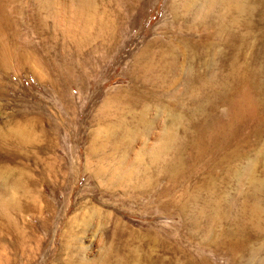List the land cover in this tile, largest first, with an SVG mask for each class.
Returning a JSON list of instances; mask_svg holds the SVG:
<instances>
[{"label":"rangeland","instance_id":"rangeland-1","mask_svg":"<svg viewBox=\"0 0 264 264\" xmlns=\"http://www.w3.org/2000/svg\"><path fill=\"white\" fill-rule=\"evenodd\" d=\"M240 4L0 0V264H264V0Z\"/></svg>","mask_w":264,"mask_h":264},{"label":"bare ground","instance_id":"bare-ground-1","mask_svg":"<svg viewBox=\"0 0 264 264\" xmlns=\"http://www.w3.org/2000/svg\"><path fill=\"white\" fill-rule=\"evenodd\" d=\"M234 2L238 3V7H240L241 0H233ZM172 139V135L168 132L162 133L159 138L156 140L155 144L151 148V154L154 156L159 154L164 148L170 143Z\"/></svg>","mask_w":264,"mask_h":264}]
</instances>
